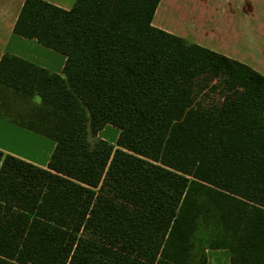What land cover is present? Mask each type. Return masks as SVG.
<instances>
[{
  "label": "trees",
  "instance_id": "obj_1",
  "mask_svg": "<svg viewBox=\"0 0 264 264\" xmlns=\"http://www.w3.org/2000/svg\"><path fill=\"white\" fill-rule=\"evenodd\" d=\"M159 1L24 0L14 32L66 59H0L55 141L46 167L0 151V264H264V75L153 26Z\"/></svg>",
  "mask_w": 264,
  "mask_h": 264
},
{
  "label": "crops",
  "instance_id": "obj_2",
  "mask_svg": "<svg viewBox=\"0 0 264 264\" xmlns=\"http://www.w3.org/2000/svg\"><path fill=\"white\" fill-rule=\"evenodd\" d=\"M69 9L75 0H45ZM24 0H0V59L11 54L62 74L65 55L14 32ZM152 25L241 61L264 75V0H160ZM0 113V151L46 167L55 141ZM119 129L106 124L99 138L115 143ZM206 264H230L226 248H207Z\"/></svg>",
  "mask_w": 264,
  "mask_h": 264
},
{
  "label": "rangeland",
  "instance_id": "obj_3",
  "mask_svg": "<svg viewBox=\"0 0 264 264\" xmlns=\"http://www.w3.org/2000/svg\"><path fill=\"white\" fill-rule=\"evenodd\" d=\"M38 101V97L30 99L0 86V113H4L15 120L28 123L29 119L35 117L37 113L34 104Z\"/></svg>",
  "mask_w": 264,
  "mask_h": 264
}]
</instances>
